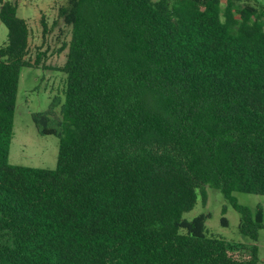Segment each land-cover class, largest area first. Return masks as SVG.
Here are the masks:
<instances>
[{
    "label": "trees",
    "instance_id": "1",
    "mask_svg": "<svg viewBox=\"0 0 264 264\" xmlns=\"http://www.w3.org/2000/svg\"><path fill=\"white\" fill-rule=\"evenodd\" d=\"M58 15L61 118L33 115L58 137L56 166L13 164L30 29L0 0V264H257L262 209L232 192L264 194L263 0H67ZM205 185L250 243L182 217Z\"/></svg>",
    "mask_w": 264,
    "mask_h": 264
},
{
    "label": "rangeland",
    "instance_id": "2",
    "mask_svg": "<svg viewBox=\"0 0 264 264\" xmlns=\"http://www.w3.org/2000/svg\"><path fill=\"white\" fill-rule=\"evenodd\" d=\"M15 3L17 15L25 19L30 29L29 51L26 58L31 66L20 70L15 101L13 137L9 146V161L13 164L54 169L56 166L58 137L39 133L33 115L48 112L47 127L57 128L61 118L65 73L63 65L70 39V26L59 17V8L67 0H10ZM224 1V0H223ZM248 1V0H238ZM252 1V0H250ZM264 3V0H263ZM45 25V30H44ZM6 27L0 21V45L6 42ZM63 49H59L62 48ZM45 52L40 63L35 64L37 52ZM60 102V103H59ZM41 121V118L37 119ZM205 200L200 192L193 208L182 217L190 220L199 214H208L205 226L210 234L224 238L233 244L250 243V239L238 230L239 213L219 189L204 186ZM235 200L246 206L253 214L262 209L263 226L255 242L258 263L264 264V194L232 192ZM227 220L222 223V218Z\"/></svg>",
    "mask_w": 264,
    "mask_h": 264
}]
</instances>
